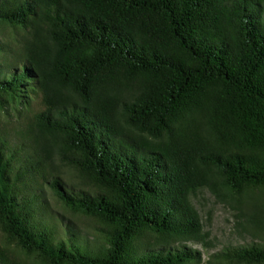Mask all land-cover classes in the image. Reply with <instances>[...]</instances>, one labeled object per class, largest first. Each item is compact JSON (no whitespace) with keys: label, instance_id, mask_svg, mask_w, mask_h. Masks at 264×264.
Instances as JSON below:
<instances>
[{"label":"trees","instance_id":"obj_1","mask_svg":"<svg viewBox=\"0 0 264 264\" xmlns=\"http://www.w3.org/2000/svg\"><path fill=\"white\" fill-rule=\"evenodd\" d=\"M203 190L264 264V0H0V264H204Z\"/></svg>","mask_w":264,"mask_h":264},{"label":"rangeland","instance_id":"obj_2","mask_svg":"<svg viewBox=\"0 0 264 264\" xmlns=\"http://www.w3.org/2000/svg\"><path fill=\"white\" fill-rule=\"evenodd\" d=\"M4 118V117H3ZM60 169L68 176L69 182H78L73 177L71 171L60 165ZM49 208L53 213L64 219L78 225L83 233L93 232V224L88 219L74 215L67 210L48 190ZM194 203L200 211L205 224V230L210 233V245L204 247L202 245H191L193 249H198L203 254L204 264H207L212 253L220 251L229 246H241L251 242V237L243 230L238 222L235 212L223 203L216 200L209 190H203L196 197Z\"/></svg>","mask_w":264,"mask_h":264}]
</instances>
